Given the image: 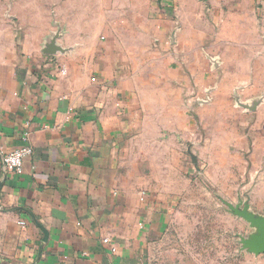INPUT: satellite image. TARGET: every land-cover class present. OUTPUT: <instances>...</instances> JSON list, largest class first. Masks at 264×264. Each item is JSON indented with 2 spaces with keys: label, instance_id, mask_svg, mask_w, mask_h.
Instances as JSON below:
<instances>
[{
  "label": "crops",
  "instance_id": "1",
  "mask_svg": "<svg viewBox=\"0 0 264 264\" xmlns=\"http://www.w3.org/2000/svg\"><path fill=\"white\" fill-rule=\"evenodd\" d=\"M8 7L0 18V166L26 143L33 153L20 172L0 170V264H148L185 179L184 74L199 84L215 69V108L236 81L264 83L255 66L264 65V0ZM58 31L60 49L46 53ZM226 68L248 72L226 86L217 76ZM249 169L259 177L251 204L262 211L263 145L250 152Z\"/></svg>",
  "mask_w": 264,
  "mask_h": 264
},
{
  "label": "rangeland",
  "instance_id": "2",
  "mask_svg": "<svg viewBox=\"0 0 264 264\" xmlns=\"http://www.w3.org/2000/svg\"><path fill=\"white\" fill-rule=\"evenodd\" d=\"M10 1L0 0V18H9ZM207 46L215 49V41ZM216 60L215 55L208 59L210 65ZM255 66L264 69V65ZM213 69L200 75V85L195 75L184 74L186 82L181 88L189 119L186 137H179L178 145L185 179L182 177L174 188L171 227L156 241L148 264H264V254L243 248L242 240L257 234V229L232 208L242 209L248 203L257 216L264 215V209L254 211L251 204L259 177L249 178L250 152L254 146H264V104L256 111L238 104V99L250 103L263 98L264 83L259 77L252 82L236 81L234 90H224L219 97L225 99L224 104L215 108ZM247 72L241 68L234 73L226 68L224 72L218 70L217 76L227 86L233 84V77Z\"/></svg>",
  "mask_w": 264,
  "mask_h": 264
},
{
  "label": "water",
  "instance_id": "3",
  "mask_svg": "<svg viewBox=\"0 0 264 264\" xmlns=\"http://www.w3.org/2000/svg\"><path fill=\"white\" fill-rule=\"evenodd\" d=\"M60 32H56L49 39L46 47V53H55L60 47L56 45V38L60 36ZM174 35L172 36V40ZM263 98H257L252 100L250 103L241 102L238 99V104L243 106L249 111H256ZM234 213L240 217H243L246 221L250 222L252 226L257 229V234L253 235L248 239H243V248L256 255L264 254V215L257 216L255 212L251 211L248 203L241 209L239 206L233 207Z\"/></svg>",
  "mask_w": 264,
  "mask_h": 264
},
{
  "label": "built area",
  "instance_id": "4",
  "mask_svg": "<svg viewBox=\"0 0 264 264\" xmlns=\"http://www.w3.org/2000/svg\"><path fill=\"white\" fill-rule=\"evenodd\" d=\"M32 153L33 148L28 143L5 153L2 157L0 170L5 173L20 172L23 169L25 159L31 156ZM19 223L25 225V221Z\"/></svg>",
  "mask_w": 264,
  "mask_h": 264
}]
</instances>
